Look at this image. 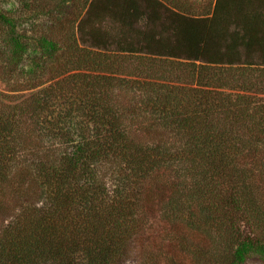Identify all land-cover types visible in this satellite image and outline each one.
I'll return each mask as SVG.
<instances>
[{"label": "trees", "instance_id": "16d2710c", "mask_svg": "<svg viewBox=\"0 0 264 264\" xmlns=\"http://www.w3.org/2000/svg\"><path fill=\"white\" fill-rule=\"evenodd\" d=\"M0 81V264L264 257V0H0Z\"/></svg>", "mask_w": 264, "mask_h": 264}, {"label": "rangeland", "instance_id": "374dc122", "mask_svg": "<svg viewBox=\"0 0 264 264\" xmlns=\"http://www.w3.org/2000/svg\"><path fill=\"white\" fill-rule=\"evenodd\" d=\"M164 2L170 7L179 9L186 15L192 17H201L211 14L215 0H164ZM4 89L5 86L0 81V90ZM151 219L153 222V227L152 230L148 232V234H146V236L148 235V239L150 238L149 241H154L156 245L161 244L162 246L164 242L161 238H163L164 226L162 222H160L157 213H154L153 216H151ZM195 240L200 241V238H197ZM146 242L147 240L144 239L136 241L134 245L130 248V252L127 254V257L122 262V264H142L144 262L143 260L146 253V251L143 250ZM162 247L164 248V245ZM158 248L159 246L156 249ZM164 249L170 254L175 255L178 261L181 262V264H191L190 259L186 256L178 254V251L175 247L172 248V246L168 247L167 245H165ZM245 264H264V257L261 258L257 255H253L247 259Z\"/></svg>", "mask_w": 264, "mask_h": 264}]
</instances>
